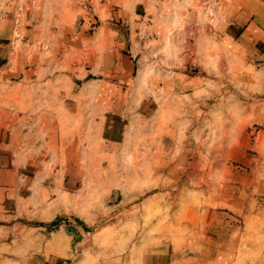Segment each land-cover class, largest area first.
Wrapping results in <instances>:
<instances>
[{
  "label": "rangeland",
  "instance_id": "rangeland-1",
  "mask_svg": "<svg viewBox=\"0 0 264 264\" xmlns=\"http://www.w3.org/2000/svg\"><path fill=\"white\" fill-rule=\"evenodd\" d=\"M160 1L95 0L98 18L64 0L18 37L0 151L25 199L0 206L5 264H148L222 222L225 264H264V0Z\"/></svg>",
  "mask_w": 264,
  "mask_h": 264
},
{
  "label": "crops",
  "instance_id": "crops-1",
  "mask_svg": "<svg viewBox=\"0 0 264 264\" xmlns=\"http://www.w3.org/2000/svg\"><path fill=\"white\" fill-rule=\"evenodd\" d=\"M63 1L64 0H0V78L2 77L3 70L6 67L14 65L12 55L15 53L18 37L22 36L20 34H26V37L22 36L20 41L24 40L27 44H31L32 39L41 35V29L39 28L43 25V20L45 19V13L48 11V7L52 5H58L61 7ZM72 1L79 7L82 6V8L85 9L90 8V12H93L91 16L96 15L100 18V14L97 13L94 7L95 0ZM150 1L153 3L161 2L160 0ZM208 2V0H199V3L201 4H207ZM256 28L258 29L259 26H256ZM108 29L109 33L113 34V28L109 26ZM242 44L239 43V48L243 46ZM262 51L264 52V45ZM115 129L106 130L105 136H107L110 140L113 139L111 136H120V128L116 130L119 135L115 133ZM98 135H103L102 131L99 132ZM110 140L107 141L108 143L106 146L112 143ZM14 147L16 148V146ZM13 160H19L17 159L15 152L10 149L0 151V203L2 202L0 206L4 208V216H12L11 212L14 211L13 209L15 207L19 209V204L21 205L20 200L25 199L21 193L18 195L15 193L16 191H21V183L25 180L26 176L23 173L19 174V172L11 170ZM26 160L31 159L29 158ZM213 228L219 230L218 237L214 238L203 235L200 237V246L198 248L194 246L195 248L191 247L186 250H181L179 253H171V251H169L164 254H158L157 256H153V258L149 260L148 264H225V222H222L217 226H213ZM12 232L13 224H0V233H3V236L4 234L6 235L4 239H2L3 236L0 237V264H5L6 261H10L7 260L8 257H6L4 255L5 253L2 252L4 249H7V246L10 248L11 241L8 240V236ZM218 242H221V244H218ZM49 243H51L52 247L54 245L55 247H58L59 244L57 245V243H60L58 235L55 234ZM213 245H219L223 249H216ZM50 257L51 256H48V258ZM25 264H43V262L38 259H28ZM50 264H64V262L53 258L51 259Z\"/></svg>",
  "mask_w": 264,
  "mask_h": 264
}]
</instances>
